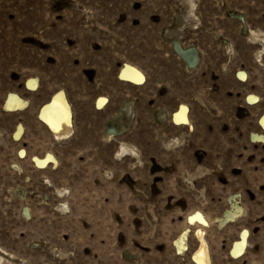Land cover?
Segmentation results:
<instances>
[{
	"label": "rangeland",
	"instance_id": "374dc122",
	"mask_svg": "<svg viewBox=\"0 0 264 264\" xmlns=\"http://www.w3.org/2000/svg\"><path fill=\"white\" fill-rule=\"evenodd\" d=\"M59 91L62 140L38 118ZM9 93L28 108L4 111ZM263 93L264 0H0V264H193L197 229L215 264H264Z\"/></svg>",
	"mask_w": 264,
	"mask_h": 264
},
{
	"label": "bare ground",
	"instance_id": "6f19581e",
	"mask_svg": "<svg viewBox=\"0 0 264 264\" xmlns=\"http://www.w3.org/2000/svg\"><path fill=\"white\" fill-rule=\"evenodd\" d=\"M119 79L132 85H142L145 81V76L143 72L137 67L131 64H125L119 74ZM143 77V82H139L140 77ZM239 77L244 78L246 74L244 72L239 73ZM37 86V80L31 79L27 83L29 90H35ZM264 94V93H263ZM260 101V97L256 95H249L247 102L249 104H257ZM105 104V99L101 98L97 102V107L100 109ZM29 103L21 98L16 93H9L3 103V110L9 113L22 112L27 109ZM182 106L187 109L186 113L182 111ZM188 107L181 105L175 113L172 115V121L175 125L189 127L192 130V125L189 120ZM179 116L183 120L186 116L189 123L185 124L183 122L176 123V117ZM39 120L48 128L50 133L55 139L62 140L69 137L73 132L72 126V109L66 94L63 91L55 93L50 101L44 104L38 112ZM259 125L264 130V115L259 119ZM22 126L19 127L15 138L19 139L22 133ZM116 135L115 131H111L107 136V140L112 141ZM20 140V139H19ZM120 152V151H119ZM25 155L24 151H21V156ZM32 162L40 169H46L49 165L58 166V161L52 154H48L44 158L32 157ZM238 208V207H237ZM240 210V209H239ZM237 213L235 211H228L226 216L221 222H226L227 220H233ZM190 233V229H185L178 238L174 241V246L179 254H183L188 250L187 238ZM248 230H243L239 233L238 240L234 241L229 254L234 259H239L243 257L247 250L248 245ZM194 238L197 242L196 249L191 254V262L193 264H198L199 260H203L204 264H215L214 258L212 256L209 243L206 239V233L202 229H197L194 232Z\"/></svg>",
	"mask_w": 264,
	"mask_h": 264
},
{
	"label": "snow or ice",
	"instance_id": "6c2138e0",
	"mask_svg": "<svg viewBox=\"0 0 264 264\" xmlns=\"http://www.w3.org/2000/svg\"><path fill=\"white\" fill-rule=\"evenodd\" d=\"M139 82H143V77L142 76L140 77ZM182 111L186 113L187 109L182 106ZM181 122H183L185 124L189 123V121L187 120L186 116H185V118L183 120H181L180 117L177 116L176 117V123H181ZM197 216L199 217V214H197ZM190 222L194 223L195 219L194 218H190ZM198 264H204V261L203 260H199Z\"/></svg>",
	"mask_w": 264,
	"mask_h": 264
}]
</instances>
